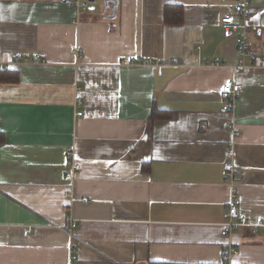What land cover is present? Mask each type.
<instances>
[{
    "label": "crops",
    "instance_id": "1",
    "mask_svg": "<svg viewBox=\"0 0 264 264\" xmlns=\"http://www.w3.org/2000/svg\"><path fill=\"white\" fill-rule=\"evenodd\" d=\"M103 1L0 0V61L43 59L0 71V264H218L225 160L242 171L240 210L264 219V68L231 69L221 17L236 3ZM165 5L182 7L179 23L164 22ZM247 22L264 58V0ZM228 80L240 95L223 111ZM68 150L80 164L71 179ZM232 239L233 264H264L261 236L242 227Z\"/></svg>",
    "mask_w": 264,
    "mask_h": 264
},
{
    "label": "built area",
    "instance_id": "2",
    "mask_svg": "<svg viewBox=\"0 0 264 264\" xmlns=\"http://www.w3.org/2000/svg\"><path fill=\"white\" fill-rule=\"evenodd\" d=\"M236 8L233 13H225L221 17V23L223 24L225 32L231 34L235 38L236 42V54L237 62L231 66L233 73H238L241 70L247 68H264V58L256 54L250 46L248 38V30L256 31L257 26L251 25L247 22L249 5L251 0H234ZM62 3L72 7L75 11L87 10L90 8L91 0H61ZM236 17L242 19L237 21ZM76 55L80 56L79 48L76 49ZM16 60L22 61H43L42 57L36 53L24 54L22 52L16 53V55L6 61H0V71L5 66L12 64ZM145 65H158L159 60L146 59L142 62ZM169 65L174 67L184 68L193 66L184 59L173 57ZM203 65L222 66V62L217 58ZM221 92L227 97V102L222 106L223 111H232L235 106V101L240 95V90L236 86L233 80H228L221 87ZM76 105L81 103V99L76 97ZM83 111H77L76 115L81 116ZM231 152H227V156H230ZM66 162L68 166V177L71 179L76 172L80 169V164L77 161L76 155L73 151L68 150L66 152ZM242 171L234 165L231 161L225 160L222 164L221 176L228 183L230 189L229 199L226 203V212L224 214V221L221 224L220 232L223 238L226 240L222 244V252L220 261L218 264H233L231 261L232 255L237 253V246L232 239V233L238 228H248L254 235H259L264 239V219H252L247 214L240 210L241 201L237 194V179ZM82 201H87L86 197L81 198ZM77 223L71 218L67 219L63 227L67 229L69 234H72L76 228ZM72 251V250H71ZM70 259L74 260L75 256L70 255Z\"/></svg>",
    "mask_w": 264,
    "mask_h": 264
},
{
    "label": "trees",
    "instance_id": "3",
    "mask_svg": "<svg viewBox=\"0 0 264 264\" xmlns=\"http://www.w3.org/2000/svg\"><path fill=\"white\" fill-rule=\"evenodd\" d=\"M182 18V7L181 6H167L165 5L164 7V14H163V19L164 22H180ZM1 73V72H0ZM151 114L155 116V109L152 110ZM3 136L0 133V137ZM148 264H169V263H164V262H149Z\"/></svg>",
    "mask_w": 264,
    "mask_h": 264
},
{
    "label": "water",
    "instance_id": "4",
    "mask_svg": "<svg viewBox=\"0 0 264 264\" xmlns=\"http://www.w3.org/2000/svg\"><path fill=\"white\" fill-rule=\"evenodd\" d=\"M92 1V0H91ZM108 1L109 0H104L103 2H104V6H108ZM92 8V7H91Z\"/></svg>",
    "mask_w": 264,
    "mask_h": 264
}]
</instances>
